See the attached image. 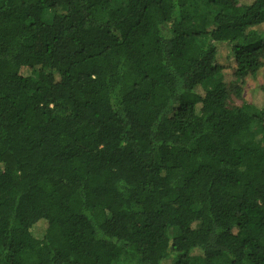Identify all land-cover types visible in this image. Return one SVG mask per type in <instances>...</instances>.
I'll list each match as a JSON object with an SVG mask.
<instances>
[{
  "label": "trees",
  "instance_id": "16d2710c",
  "mask_svg": "<svg viewBox=\"0 0 264 264\" xmlns=\"http://www.w3.org/2000/svg\"><path fill=\"white\" fill-rule=\"evenodd\" d=\"M263 61L264 0H0V264H264Z\"/></svg>",
  "mask_w": 264,
  "mask_h": 264
},
{
  "label": "rangeland",
  "instance_id": "374dc122",
  "mask_svg": "<svg viewBox=\"0 0 264 264\" xmlns=\"http://www.w3.org/2000/svg\"><path fill=\"white\" fill-rule=\"evenodd\" d=\"M241 1V0H240ZM244 1V0H242ZM247 1V0H246ZM219 59L220 56H219ZM264 61L259 74L255 78H247L244 82L242 87L241 97L232 99L229 103L233 104L234 106H240L242 103H248L257 107H260L263 103L264 95L261 90L262 85L264 84ZM232 98V97H231ZM35 234L39 236L40 234V227H36L34 230Z\"/></svg>",
  "mask_w": 264,
  "mask_h": 264
}]
</instances>
